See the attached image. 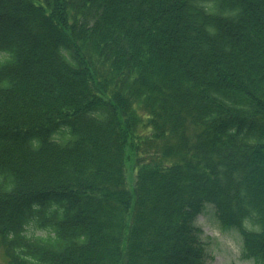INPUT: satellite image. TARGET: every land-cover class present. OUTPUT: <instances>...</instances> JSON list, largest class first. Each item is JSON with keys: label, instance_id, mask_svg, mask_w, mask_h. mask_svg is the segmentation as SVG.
<instances>
[{"label": "trees", "instance_id": "16d2710c", "mask_svg": "<svg viewBox=\"0 0 264 264\" xmlns=\"http://www.w3.org/2000/svg\"><path fill=\"white\" fill-rule=\"evenodd\" d=\"M208 204L264 264V0H0V264H209Z\"/></svg>", "mask_w": 264, "mask_h": 264}, {"label": "rangeland", "instance_id": "374dc122", "mask_svg": "<svg viewBox=\"0 0 264 264\" xmlns=\"http://www.w3.org/2000/svg\"><path fill=\"white\" fill-rule=\"evenodd\" d=\"M126 175L130 190L136 181L133 163L126 165ZM203 227L208 251L212 255L209 264H261L255 260L242 258L243 239L238 230L222 227L216 219L215 209L208 207L197 220ZM219 222V223H218ZM179 263H184L180 260Z\"/></svg>", "mask_w": 264, "mask_h": 264}, {"label": "clouds", "instance_id": "9594fccd", "mask_svg": "<svg viewBox=\"0 0 264 264\" xmlns=\"http://www.w3.org/2000/svg\"><path fill=\"white\" fill-rule=\"evenodd\" d=\"M192 227L194 228V229H201L202 230V225L197 221V220H193V222H192Z\"/></svg>", "mask_w": 264, "mask_h": 264}]
</instances>
